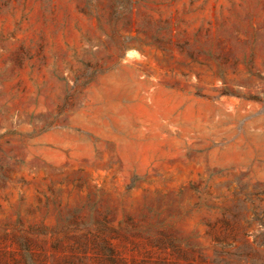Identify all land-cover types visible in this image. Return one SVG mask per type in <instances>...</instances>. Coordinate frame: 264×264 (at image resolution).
<instances>
[{"label":"rangeland","instance_id":"374dc122","mask_svg":"<svg viewBox=\"0 0 264 264\" xmlns=\"http://www.w3.org/2000/svg\"><path fill=\"white\" fill-rule=\"evenodd\" d=\"M0 264H264V0H0Z\"/></svg>","mask_w":264,"mask_h":264}]
</instances>
